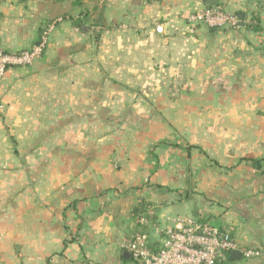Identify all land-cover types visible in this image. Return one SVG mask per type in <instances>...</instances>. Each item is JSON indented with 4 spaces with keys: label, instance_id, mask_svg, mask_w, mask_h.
<instances>
[{
    "label": "crops",
    "instance_id": "obj_1",
    "mask_svg": "<svg viewBox=\"0 0 264 264\" xmlns=\"http://www.w3.org/2000/svg\"><path fill=\"white\" fill-rule=\"evenodd\" d=\"M204 1L0 0L5 52L48 33L0 82V264H139L122 244L175 217L264 264V0H217L218 30Z\"/></svg>",
    "mask_w": 264,
    "mask_h": 264
},
{
    "label": "built area",
    "instance_id": "obj_2",
    "mask_svg": "<svg viewBox=\"0 0 264 264\" xmlns=\"http://www.w3.org/2000/svg\"><path fill=\"white\" fill-rule=\"evenodd\" d=\"M187 20L191 25L214 30L237 29L240 24L236 14L217 7L196 11ZM156 32L161 33V27H156ZM47 35L46 31L43 32L38 45L27 51L8 53L0 45V82L7 69L30 67L33 64L46 46ZM138 224L146 225V217L141 216ZM160 233L162 238L153 247L145 233H134L122 244V250L139 264H220L229 259L232 252H238L244 260L261 255L257 250L240 248L229 231L194 217L168 219Z\"/></svg>",
    "mask_w": 264,
    "mask_h": 264
},
{
    "label": "water",
    "instance_id": "obj_3",
    "mask_svg": "<svg viewBox=\"0 0 264 264\" xmlns=\"http://www.w3.org/2000/svg\"><path fill=\"white\" fill-rule=\"evenodd\" d=\"M205 5L208 6V5H213V4H216L217 3V0H205L204 1ZM237 17L239 19V23L240 25H243V16L241 14H237ZM230 258L232 260H237L239 258V253L238 252H232L230 254Z\"/></svg>",
    "mask_w": 264,
    "mask_h": 264
},
{
    "label": "trees",
    "instance_id": "obj_4",
    "mask_svg": "<svg viewBox=\"0 0 264 264\" xmlns=\"http://www.w3.org/2000/svg\"><path fill=\"white\" fill-rule=\"evenodd\" d=\"M73 1V4H75V5H80L83 1H85V0H72ZM207 7H217V8H220V9H222L221 7H219V6H217L216 4H213V5H209V6H207ZM222 10H224V9H222ZM225 11V10H224ZM255 20H257V19H255ZM253 30L254 31H258L259 30V28L257 27V26H255V27H253ZM257 166H259L260 165V161H256V162H254Z\"/></svg>",
    "mask_w": 264,
    "mask_h": 264
}]
</instances>
